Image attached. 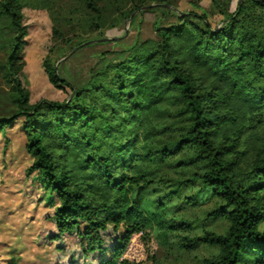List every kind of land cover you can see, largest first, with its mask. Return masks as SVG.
Instances as JSON below:
<instances>
[{
	"label": "trees",
	"instance_id": "trees-1",
	"mask_svg": "<svg viewBox=\"0 0 264 264\" xmlns=\"http://www.w3.org/2000/svg\"><path fill=\"white\" fill-rule=\"evenodd\" d=\"M75 1L100 30L99 0ZM124 1L114 25L131 19L134 28L151 12L155 37L101 52L80 81L57 62L89 39L65 36L55 19L42 67L69 93L31 102L23 9L51 0H0L9 108L0 131L21 122L29 169L57 201L54 239L75 231L99 264H135L120 256L139 232L167 253L206 251L191 264H264V0H236L234 9L233 0H211L199 13L168 0ZM109 227L118 235L106 249Z\"/></svg>",
	"mask_w": 264,
	"mask_h": 264
},
{
	"label": "rangeland",
	"instance_id": "rangeland-1",
	"mask_svg": "<svg viewBox=\"0 0 264 264\" xmlns=\"http://www.w3.org/2000/svg\"><path fill=\"white\" fill-rule=\"evenodd\" d=\"M168 1L181 12L199 13L201 10L209 11L211 6V0ZM235 5L236 0H233L232 9ZM99 6L103 13L102 27L95 32V18L80 10L76 11L75 0H51L48 7L26 6L23 9L28 35L22 56L26 62L24 74L28 80L31 102L40 99L62 101L69 93L68 89L53 87L42 67V59L53 44L52 28L55 19L61 24L60 29L65 36L89 39L81 48H75L57 62L62 74L80 81L98 61L101 52L125 47L136 38L155 37L153 13H144L134 28L131 27V19L115 26L120 22L119 11L127 7L126 1L99 0ZM58 7L63 9L59 12ZM219 19L216 14L210 17L213 26L218 24ZM5 24L0 19V43L7 34ZM112 38L120 39L113 41ZM93 40L101 41L87 43ZM5 91V88L0 87L2 113L9 110L2 100ZM20 124L18 120L0 131V264H7L12 257L16 258L17 264H99L102 257L84 255L75 231L54 239L57 229L53 213L57 201L50 194L47 182L29 169L32 158L26 150L25 135ZM101 235L103 246L108 249L113 246L118 234L109 227ZM205 254L203 250L190 254L174 251L167 253L152 234L139 232L132 235L120 260L135 264H147L155 259L164 264H191Z\"/></svg>",
	"mask_w": 264,
	"mask_h": 264
},
{
	"label": "water",
	"instance_id": "water-1",
	"mask_svg": "<svg viewBox=\"0 0 264 264\" xmlns=\"http://www.w3.org/2000/svg\"><path fill=\"white\" fill-rule=\"evenodd\" d=\"M150 6H152V5H150ZM99 41H101V40H93V41H89V42H87V43L99 42ZM56 67H57V66H56Z\"/></svg>",
	"mask_w": 264,
	"mask_h": 264
}]
</instances>
